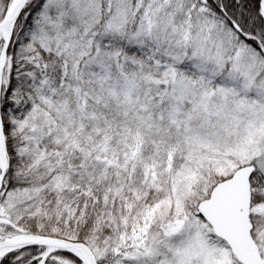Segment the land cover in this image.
<instances>
[{
    "label": "snow or ice",
    "instance_id": "6c2138e0",
    "mask_svg": "<svg viewBox=\"0 0 264 264\" xmlns=\"http://www.w3.org/2000/svg\"><path fill=\"white\" fill-rule=\"evenodd\" d=\"M0 264H264V0H0Z\"/></svg>",
    "mask_w": 264,
    "mask_h": 264
}]
</instances>
